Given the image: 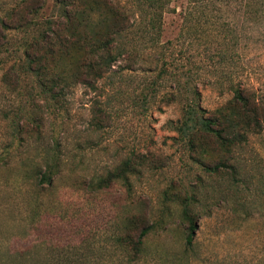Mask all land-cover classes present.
I'll list each match as a JSON object with an SVG mask.
<instances>
[{
    "label": "rangeland",
    "instance_id": "obj_1",
    "mask_svg": "<svg viewBox=\"0 0 264 264\" xmlns=\"http://www.w3.org/2000/svg\"><path fill=\"white\" fill-rule=\"evenodd\" d=\"M24 1L34 10L24 11ZM213 2L188 32L187 0H170L156 30L136 11L117 42L135 61L122 53L95 87L69 81L58 97L54 78L38 81L24 54L57 18L58 2L0 0V264H146L154 248L181 252L180 212L191 194L199 216L192 264H264V122L258 130L241 124L244 139L231 152L207 139L190 152L176 130L185 87L206 112L233 121L243 111L231 90L238 86L264 118V0ZM70 60L59 69L72 72ZM132 156L144 161L139 169L107 184ZM221 159L233 176L199 163ZM142 211L153 231L147 257L136 260L117 239L135 237L128 221Z\"/></svg>",
    "mask_w": 264,
    "mask_h": 264
},
{
    "label": "trees",
    "instance_id": "obj_2",
    "mask_svg": "<svg viewBox=\"0 0 264 264\" xmlns=\"http://www.w3.org/2000/svg\"><path fill=\"white\" fill-rule=\"evenodd\" d=\"M58 2L59 14L57 18L51 20L50 26L44 31H38L33 40L25 44L24 54L29 67H33L34 74L39 78H54L51 80V93L60 96L67 87L68 82L80 83L88 87H95L96 82L104 76L106 72L117 61L122 53H126L129 61L134 62V57H130V48L121 52L117 51L119 37L133 27L134 16L138 11L142 17L148 18V26L151 30H156L160 26L161 14L167 7L170 0H131L134 8L125 5L120 0H56ZM189 7L183 13V27L186 32L193 26L197 18H207L208 6L214 0H187ZM18 5V4H17ZM20 7V4L18 5ZM24 11L34 10L33 6H28V2L22 3ZM211 10V7H210ZM12 19V17H11ZM4 23V22H2ZM8 27V26H7ZM67 29L68 35H61V29ZM2 37V35H0ZM0 39V47L3 45ZM3 40V41H4ZM38 52V54L35 53ZM79 57L75 59L74 55ZM61 58L73 59L72 72H63L59 69ZM50 67H48L47 65ZM14 70L6 71L2 78H13ZM50 77H49V74ZM162 71L159 72V75ZM156 81L153 80L147 87L153 89ZM187 83V82H186ZM190 91L187 94L183 106L182 116L178 121L176 130L190 152L195 151L197 142L204 139L214 140L224 148V152H231L232 147L244 139L245 132H241L240 125H246L247 129H260L264 118L259 116L254 106L250 105L249 96L238 86H231L234 102L243 106V111L235 113L233 121L226 120L206 112L199 104L196 94L192 88H183ZM175 96V93L173 94ZM264 109V107H263ZM245 131V130H244ZM200 145V144H199ZM192 154H190L191 156ZM215 164L200 161L201 167L209 174H213L222 168L232 176L236 173L235 167L221 159ZM144 162L140 157L132 156L125 159L113 172L107 174L106 183L113 180L126 182L127 173L139 169V165ZM50 174L41 173L42 181H50ZM195 199L193 194L183 203L180 218L186 224L183 251L165 248H154L150 253L149 262L146 264H192L196 257L195 236L198 229L199 216L193 210ZM128 226L136 231L132 239H117L124 247L130 248L128 257L139 260L147 257V238L153 231V222H150L145 212L132 216L128 221ZM132 254V256H130ZM137 262V261H136ZM68 263V262H67ZM80 264V263H74ZM94 264H106L103 259L97 257ZM120 264H128V261L121 260Z\"/></svg>",
    "mask_w": 264,
    "mask_h": 264
}]
</instances>
